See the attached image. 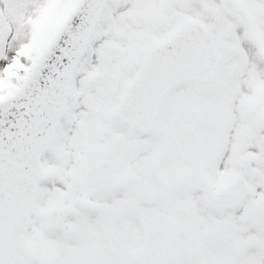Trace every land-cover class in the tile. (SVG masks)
I'll list each match as a JSON object with an SVG mask.
<instances>
[{
    "label": "snow or ice",
    "instance_id": "snow-or-ice-1",
    "mask_svg": "<svg viewBox=\"0 0 264 264\" xmlns=\"http://www.w3.org/2000/svg\"><path fill=\"white\" fill-rule=\"evenodd\" d=\"M0 264H264V0H0Z\"/></svg>",
    "mask_w": 264,
    "mask_h": 264
}]
</instances>
